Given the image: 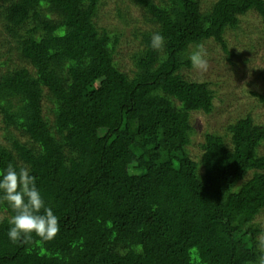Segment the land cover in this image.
Instances as JSON below:
<instances>
[{"label": "trees", "instance_id": "16d2710c", "mask_svg": "<svg viewBox=\"0 0 264 264\" xmlns=\"http://www.w3.org/2000/svg\"><path fill=\"white\" fill-rule=\"evenodd\" d=\"M106 1L0 0L10 52L33 68L0 75V169L29 168L61 228L14 243L0 203V264H264V122L207 134L195 159L192 115L213 113L216 92L185 76L196 45L229 53L227 33L264 19V0H128L153 25L135 33L132 77L122 35L98 25Z\"/></svg>", "mask_w": 264, "mask_h": 264}, {"label": "rangeland", "instance_id": "374dc122", "mask_svg": "<svg viewBox=\"0 0 264 264\" xmlns=\"http://www.w3.org/2000/svg\"><path fill=\"white\" fill-rule=\"evenodd\" d=\"M215 1L201 0L202 9L207 10ZM101 8L98 25L108 28L113 34L122 35L121 47L115 58L119 68L132 77L135 67L131 57L143 47L141 36L135 33L151 30L153 25L145 20L143 11L128 0H109ZM241 18L240 28L226 35L229 53L220 44L210 40L203 45L207 69L197 71L191 68L185 71L188 80L208 81L216 92L213 113L206 115L197 112L192 115L196 133L189 150L197 160L202 154L200 145L205 142L207 134L216 133L227 137V127L247 115H251L257 124L264 122V106L257 97V94H264V19L257 12H250ZM3 31L0 24V75L23 67L33 70L17 51L10 52L13 45L8 34ZM1 121L0 116V143L6 144ZM107 122L110 123V120ZM260 154H264V144ZM258 222L264 229V213ZM260 239L264 241V235Z\"/></svg>", "mask_w": 264, "mask_h": 264}, {"label": "clouds", "instance_id": "9594fccd", "mask_svg": "<svg viewBox=\"0 0 264 264\" xmlns=\"http://www.w3.org/2000/svg\"><path fill=\"white\" fill-rule=\"evenodd\" d=\"M164 37L154 33L151 47L160 50ZM194 70L205 71L207 60L204 46L198 44L189 55ZM0 203L5 204L13 213L9 220L8 238L12 242L28 243L34 239L52 241L60 233V220L53 209L47 206L37 178L29 168L9 163L0 169Z\"/></svg>", "mask_w": 264, "mask_h": 264}]
</instances>
